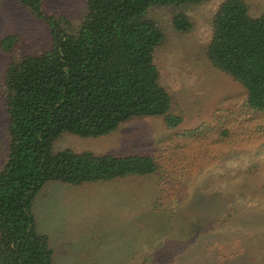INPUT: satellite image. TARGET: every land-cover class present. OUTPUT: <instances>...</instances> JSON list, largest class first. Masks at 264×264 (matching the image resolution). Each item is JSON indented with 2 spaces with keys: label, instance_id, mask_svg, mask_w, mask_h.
Here are the masks:
<instances>
[{
  "label": "rangeland",
  "instance_id": "1",
  "mask_svg": "<svg viewBox=\"0 0 264 264\" xmlns=\"http://www.w3.org/2000/svg\"><path fill=\"white\" fill-rule=\"evenodd\" d=\"M222 1L185 7L189 33L173 27L172 8L149 12L165 33L155 62L180 125L138 116L108 135L54 140V151L149 154L157 163L146 175L46 183L33 211L55 264H264V115L244 106V87L205 55ZM245 1L252 16L264 13V0ZM42 7L73 27L87 12L86 0H42ZM11 33L15 46L0 49V168L9 148L7 65L52 43L45 19L18 0H0V38Z\"/></svg>",
  "mask_w": 264,
  "mask_h": 264
},
{
  "label": "trees",
  "instance_id": "2",
  "mask_svg": "<svg viewBox=\"0 0 264 264\" xmlns=\"http://www.w3.org/2000/svg\"><path fill=\"white\" fill-rule=\"evenodd\" d=\"M18 1L46 20L52 43L5 70L9 148L0 168V264H55L33 211L46 183L81 185L146 175L157 163L149 154L54 151V140L63 133L108 135L138 116H161L168 128L180 125L155 62L165 33L149 12L172 8L173 27L189 33L194 25L184 8L207 0H86L77 27L46 15L42 0ZM16 42L17 35H4L0 49L11 50ZM205 55L244 87V106L264 115V13L252 16L245 0L222 1Z\"/></svg>",
  "mask_w": 264,
  "mask_h": 264
}]
</instances>
